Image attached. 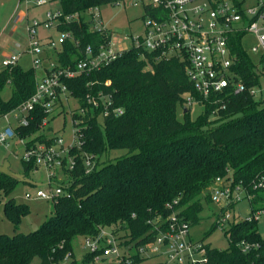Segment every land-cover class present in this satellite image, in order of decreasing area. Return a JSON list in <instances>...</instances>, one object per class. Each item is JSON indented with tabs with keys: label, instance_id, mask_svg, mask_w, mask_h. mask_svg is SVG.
Instances as JSON below:
<instances>
[{
	"label": "trees",
	"instance_id": "16d2710c",
	"mask_svg": "<svg viewBox=\"0 0 264 264\" xmlns=\"http://www.w3.org/2000/svg\"><path fill=\"white\" fill-rule=\"evenodd\" d=\"M121 1L124 0H58L65 14ZM60 29L70 31L79 41L76 47L70 42L62 45L63 64L81 58L80 50L86 44L97 46L102 40V35L89 30L87 22L62 23ZM233 52L236 61L232 69L247 89L223 95V108L220 102L203 100L195 92L185 72L186 61L155 60L151 53H145L143 58L134 48L99 70L66 80L82 107L86 106L87 83L99 81V85L93 84L96 89L109 79L114 104L123 113L102 117L96 110L94 117H85L81 143L70 150L75 165L64 168L68 180L67 186L60 184L64 194L52 200L51 216L34 230L18 232L30 212L29 205L10 196L19 181L0 173L3 213L14 231L0 233V264H32L36 258L39 261L35 264H59L73 256L76 237L95 239L104 230L120 247L134 248L132 262L137 264L144 259L137 248L157 234L151 222L160 215L162 221L157 225L166 224L165 217L171 212L167 203L177 199L174 209L191 227L202 209L200 194L215 178L229 173L234 182L243 186L250 215L264 210V99L248 92L259 82L258 74L254 58L237 38ZM147 65L148 70H144ZM5 85H9L11 95L8 100L0 99V115L33 94L34 72L20 63L5 67L0 70V91ZM186 94L201 98L198 104L203 110L195 118L190 116L191 106L184 103ZM33 116L27 126H19L16 131L22 137L34 135L28 145L51 144L55 137L50 133L51 126L45 128L46 133L39 129L47 113L38 109ZM118 151L124 152L110 156ZM86 158L93 163L87 172ZM21 161L26 176L37 168L33 162ZM217 226L215 222L211 230ZM224 233L228 241L225 249L205 245V264H264V236L258 232L257 218L233 220ZM245 244L254 245L244 249ZM101 253V249L88 251L80 262L71 264L92 261Z\"/></svg>",
	"mask_w": 264,
	"mask_h": 264
},
{
	"label": "built area",
	"instance_id": "2783aa9c",
	"mask_svg": "<svg viewBox=\"0 0 264 264\" xmlns=\"http://www.w3.org/2000/svg\"><path fill=\"white\" fill-rule=\"evenodd\" d=\"M131 1L141 7L144 14L141 31L127 35L129 41L126 42L130 43L128 48H124L122 40L103 25L98 7L88 8L83 13L70 14H65L62 10L54 12L48 10L42 22L33 20L27 24L26 47L23 48L16 41L15 49L8 51L2 60V66L5 68L27 56L31 64L30 68L34 72L35 89L26 101L0 115V118L6 121V125L0 129V143L8 145L10 139H18L24 146L22 160L33 162L36 167L43 166L48 172L50 182L56 179L57 172L74 167L75 160L70 150L81 143L85 117H94L96 110H100L99 114L102 117H116L123 113L122 108L114 104L109 79L103 82V87L96 89L92 88L93 84L99 85V81L87 83L89 88L85 94L86 106L82 107L79 105V98L67 86L66 80H74L82 73L99 70L103 65L132 48L139 50L143 58L145 53H151L155 60L177 58L186 61L185 72L195 92L203 100L220 102V107L223 108L224 104L220 101L223 95L237 94L247 89L244 81L232 69L236 61L233 42L237 38L248 53L258 56L257 59L254 58V64L259 82L248 88V92L255 97H260L264 92L262 85L264 84V0ZM46 2V0H36L35 3L43 5ZM21 21L22 17L17 16L15 22L18 24ZM70 22L78 25L87 22L89 30L102 35V40L97 46L86 44L80 50L81 58L63 64L61 63V57L64 55L62 45L65 42H70L75 47L79 44L70 31L60 29L62 23ZM39 26L45 29L56 28L59 31L57 40L50 36L39 38L37 35ZM246 34L253 35L255 39L250 47H247L244 41ZM148 67L149 65L144 70H148ZM70 98L78 102V107L71 114L73 142L65 146L64 140L54 134L53 126L49 125V122L65 105H68ZM200 99L192 94H186L184 103L186 106H191L200 102ZM38 109L47 113L39 124L40 131H44L49 125L52 128L50 133L55 137L51 144L37 142L28 145L27 142L34 135L22 137L16 128L27 126L34 118L33 112ZM9 113H12L13 124L9 120ZM64 159H66L65 163ZM85 165L86 172L93 167L89 158L85 159ZM215 181L207 188L208 196L211 202L224 205L216 221L218 226H223L230 218L228 210L239 202L246 192L231 176L225 181L222 177H217ZM49 188L48 191L38 188L34 193L25 192L24 195L26 198L54 200L64 194L63 186L58 183L55 187L49 183ZM177 203L178 200L175 199L166 204L171 212L165 217L164 227L157 225V221H162L160 215L151 222L157 234L152 240L139 246L137 253L141 257L150 253L160 255L163 261L159 264H205L207 243L190 238L189 223L183 220L184 217H179V210L174 209ZM260 211L244 219L257 218ZM252 245L245 244L244 249H249ZM82 247L92 253L101 249L102 253L94 256V259H99L100 256H112L115 259L114 264H134L128 248L120 247L113 235L107 231H102L95 239L86 237Z\"/></svg>",
	"mask_w": 264,
	"mask_h": 264
},
{
	"label": "rangeland",
	"instance_id": "374dc122",
	"mask_svg": "<svg viewBox=\"0 0 264 264\" xmlns=\"http://www.w3.org/2000/svg\"><path fill=\"white\" fill-rule=\"evenodd\" d=\"M46 4L36 5V0H0V70L3 69L2 60L5 54L8 53L11 49H15V43L18 41L23 48L26 47V26L28 23H31L33 20L42 22L45 19V12L48 10L55 11L61 10L58 0H46ZM100 16L103 22V25L114 32L117 38L122 40L124 48H128L129 44L126 41H129L127 35L137 34L141 31L143 22V9L137 5H134L131 0H124L118 4H105L98 8ZM17 16L22 17L20 23H16L15 19ZM37 35L39 38L43 39L44 37H52L57 40L59 36V31L56 28L45 29L42 26L37 27ZM244 41L247 47H250L255 39L253 35L246 34ZM253 58L257 59V55H252ZM23 68L31 67L29 61L25 59L19 61ZM264 85V84H262ZM11 95V90L9 85L3 86L0 91V99L8 100ZM262 99H264V92L261 93ZM261 105H264L262 103ZM78 107V102L73 98L69 99L68 105L54 116L53 120L49 122V125H52L53 132L62 137L64 140L65 146L70 145L73 142L72 139V111ZM203 110L202 106L198 103L192 104L190 107V116L195 118ZM9 120L13 124L12 113L8 115ZM6 125V121L3 118H0V129ZM46 133V130L44 131ZM52 133V132H51ZM124 151H118L114 154L110 153V156L115 154H122ZM24 153V146L16 138L10 139L8 145H3L0 143V163L6 160L9 164V169L14 173H23L22 167V156ZM231 174L222 177V180H227ZM32 181L39 183L38 186L30 185L26 182H18L15 189L10 194L11 197H14L16 202L27 203L29 205L30 212L23 219L18 232H28L38 228L41 223L51 216L53 211V204L51 199L43 198H26L24 193L30 192L34 193L38 188L44 191H48L49 183L52 187H55V184H61L67 186L68 180L66 178V173L64 169L57 172L55 181H49L48 172L43 166H37L34 170L30 171L28 176ZM224 178V179H223ZM216 179V178H215ZM215 179L213 183H215ZM215 181V182H214ZM212 183V184H213ZM211 184V185H212ZM208 190H204L200 196L199 201L201 202L202 209L197 214L198 221L194 223L189 229L190 238L197 241L203 238V241L207 244H210L212 247L225 249L228 245L227 238L225 236V230L229 226V222H232L234 219L242 220L250 216V202L247 197H242V199L235 203L233 207L228 210L230 215L229 221L223 226H217L215 229L211 230L212 225L217 221V216L221 211V207L224 205H219L211 202L208 197ZM3 203L4 199L0 200V233L13 234L12 224L8 221L3 213ZM258 222V232L260 235L264 236V210L260 211L257 216ZM208 233V231H210ZM105 232L108 230H104ZM109 232V231H108ZM124 232L120 233L122 236ZM81 236L76 237L73 244V256L64 258L59 264H71L72 261L80 262L83 255H85L88 250L83 249L81 246L82 243ZM124 248H128L126 245ZM128 253L132 254L134 248H128ZM135 251V250H134ZM39 261L36 258L32 264H35ZM163 261V257L160 255H154L150 253L145 256L144 259L140 260L137 264H159ZM115 259L112 256L100 257L99 259H94L92 261L80 264H114Z\"/></svg>",
	"mask_w": 264,
	"mask_h": 264
},
{
	"label": "water",
	"instance_id": "95a60500",
	"mask_svg": "<svg viewBox=\"0 0 264 264\" xmlns=\"http://www.w3.org/2000/svg\"><path fill=\"white\" fill-rule=\"evenodd\" d=\"M0 173L5 174L7 176H10L19 182H26L29 184H33L35 186H38L39 183H36L32 181L30 178H28L24 173H14L9 169V164L6 160L0 163Z\"/></svg>",
	"mask_w": 264,
	"mask_h": 264
},
{
	"label": "crops",
	"instance_id": "0c3cea01",
	"mask_svg": "<svg viewBox=\"0 0 264 264\" xmlns=\"http://www.w3.org/2000/svg\"><path fill=\"white\" fill-rule=\"evenodd\" d=\"M23 59H25L26 61H29V59H28L27 56H23V57H22V60H23ZM19 61H21V59H20ZM19 61H18V63H19ZM29 68H30V67H29Z\"/></svg>",
	"mask_w": 264,
	"mask_h": 264
}]
</instances>
